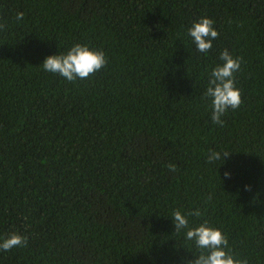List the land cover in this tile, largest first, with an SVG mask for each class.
<instances>
[{
    "label": "trees",
    "instance_id": "trees-1",
    "mask_svg": "<svg viewBox=\"0 0 264 264\" xmlns=\"http://www.w3.org/2000/svg\"><path fill=\"white\" fill-rule=\"evenodd\" d=\"M76 43L106 66L43 71ZM225 49L242 102L221 126L204 92ZM192 208L264 264V0H0V236L25 237L0 264H182L196 249L170 215Z\"/></svg>",
    "mask_w": 264,
    "mask_h": 264
},
{
    "label": "clouds",
    "instance_id": "clouds-1",
    "mask_svg": "<svg viewBox=\"0 0 264 264\" xmlns=\"http://www.w3.org/2000/svg\"><path fill=\"white\" fill-rule=\"evenodd\" d=\"M187 35L197 52L205 55L213 47V41L219 33L214 21L208 17H200L193 21L187 29ZM221 63L211 69L204 97L211 103V120L214 124L223 125L222 117L226 112L239 108L242 98L240 89L235 85L234 74L240 70L241 60L225 49L219 54ZM107 64L104 51L89 47L87 44H73L66 51L58 49L57 54L46 56L40 66L43 71L59 75L67 82L87 79L91 74L103 69ZM229 153L212 151L208 162L214 164L220 160L226 162ZM175 170V165H168ZM229 175V173H225ZM199 208L187 211L173 209L170 219L175 232L181 233L183 240L190 242L196 249L194 259L185 260L182 264H248L246 258L234 254L227 235L219 228L212 226L207 220L192 226L190 218H200ZM25 243V237L18 233L0 236V251H9Z\"/></svg>",
    "mask_w": 264,
    "mask_h": 264
}]
</instances>
